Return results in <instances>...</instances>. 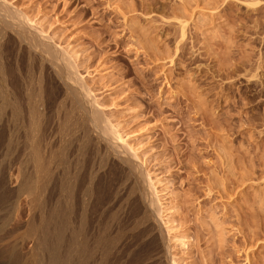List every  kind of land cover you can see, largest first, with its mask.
Here are the masks:
<instances>
[{"label":"rangeland","instance_id":"374dc122","mask_svg":"<svg viewBox=\"0 0 264 264\" xmlns=\"http://www.w3.org/2000/svg\"><path fill=\"white\" fill-rule=\"evenodd\" d=\"M139 1L0 0V5L25 14L71 56L102 116L127 143L129 149L120 150L132 159L137 155L160 198L159 229L170 264H264V0H231L227 14L213 22L204 0H193L202 6L188 2V9L181 0ZM177 12L188 22L182 41ZM140 28L146 31L137 38ZM22 63L18 76L25 94L36 86L38 70L29 73ZM63 98V106L58 102V110L47 111L48 142L56 149L68 141L73 166L80 156L82 126L76 122L82 113ZM5 151L4 144L0 166L7 170ZM93 155L88 173L98 161ZM18 167L11 169L8 188L18 184ZM114 206L105 205V220ZM23 209L12 221L16 225L21 217L18 233L26 231L33 212L24 197ZM129 217L128 225L135 226L136 216L134 222ZM16 238L21 252L31 251L34 236ZM145 242L140 247L150 241Z\"/></svg>","mask_w":264,"mask_h":264},{"label":"bare ground","instance_id":"6f19581e","mask_svg":"<svg viewBox=\"0 0 264 264\" xmlns=\"http://www.w3.org/2000/svg\"><path fill=\"white\" fill-rule=\"evenodd\" d=\"M181 1L179 5L182 3L185 9L191 8L188 2H201ZM218 1L204 0L203 8L211 6L212 22L229 10L231 0ZM251 2L247 1L252 6L258 3ZM1 4L5 18L0 14L3 17H0L3 20L0 22V146L5 144V157L10 164L7 170L0 166V246L3 248L0 264H170L159 229L160 198L153 181L149 176L146 179L147 175L135 160L137 155L131 152L135 157L132 159L120 150V147L129 149L127 143L102 116L71 56L32 26L25 14ZM130 10L133 11L131 7ZM130 10H126V14ZM181 13L175 16L182 41L188 22ZM139 33L134 36L144 34L141 28ZM185 45H177L175 52ZM22 60L29 73L34 67L38 70L35 90L30 91L33 93H28L31 88L25 94L22 92L23 78L19 75L20 81L18 76ZM28 81H24L25 84ZM63 97L70 99L72 109L82 113L76 122L82 126L78 141L81 157L73 166L69 163L68 141H61L56 149L48 142L47 111L62 103ZM91 155L94 158L97 155L98 161L95 164L93 160L88 173L86 163ZM51 161H58L57 166L51 168ZM15 163L19 164L18 184L8 188ZM101 188L109 190V193L104 192L109 194L107 197L101 194ZM80 190L81 198H78ZM23 197L33 212L26 231L18 233L22 227L21 217L16 225H12V221L25 212V209L20 212ZM106 204L117 205L118 209L105 220L102 216ZM128 217L132 218L129 222L135 220V226L128 225ZM26 235L34 236V244L30 252L23 253L15 240ZM146 240L150 241L147 246ZM141 244L145 245L140 247ZM248 248L251 245H247Z\"/></svg>","mask_w":264,"mask_h":264}]
</instances>
